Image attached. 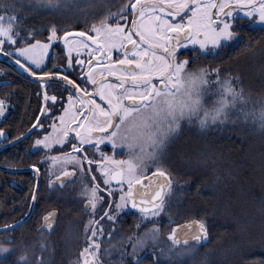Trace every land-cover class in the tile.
I'll return each mask as SVG.
<instances>
[{
  "label": "flooded vegetation",
  "instance_id": "flooded-vegetation-1",
  "mask_svg": "<svg viewBox=\"0 0 264 264\" xmlns=\"http://www.w3.org/2000/svg\"><path fill=\"white\" fill-rule=\"evenodd\" d=\"M118 3L64 30L0 31V264H194L203 250L170 237L193 220L178 221L163 167L187 117L172 110L203 57L255 50L264 0ZM156 173L159 203L133 192Z\"/></svg>",
  "mask_w": 264,
  "mask_h": 264
},
{
  "label": "trees",
  "instance_id": "trees-1",
  "mask_svg": "<svg viewBox=\"0 0 264 264\" xmlns=\"http://www.w3.org/2000/svg\"><path fill=\"white\" fill-rule=\"evenodd\" d=\"M120 1L0 0V14L20 33L64 30L115 14ZM254 41L253 51L202 58L197 105L163 149L178 221L209 231L194 264H264V34Z\"/></svg>",
  "mask_w": 264,
  "mask_h": 264
},
{
  "label": "water",
  "instance_id": "water-1",
  "mask_svg": "<svg viewBox=\"0 0 264 264\" xmlns=\"http://www.w3.org/2000/svg\"><path fill=\"white\" fill-rule=\"evenodd\" d=\"M138 9L136 10L137 12ZM6 62L12 65L11 61L7 60ZM169 186V177L165 173H156L136 185L133 192L136 194L142 192L143 196L141 198L153 199V201L159 203L163 199ZM11 227L13 226L4 227L0 231L8 230ZM170 237L177 243L183 244L195 243L206 245L210 241L208 229L205 223L199 219H193L177 225Z\"/></svg>",
  "mask_w": 264,
  "mask_h": 264
},
{
  "label": "rangeland",
  "instance_id": "rangeland-1",
  "mask_svg": "<svg viewBox=\"0 0 264 264\" xmlns=\"http://www.w3.org/2000/svg\"><path fill=\"white\" fill-rule=\"evenodd\" d=\"M9 19L11 20L12 18ZM9 19H7L4 15L0 14V31L8 32L13 29V24L10 23L12 21H10ZM183 80H184L182 81L183 83L185 82V80H189L188 85L184 86L183 97L182 95L180 96L176 108L172 110L173 115L178 113L177 115H175L178 117L188 116L189 113L193 109H195L197 105V101L199 99V94H198L199 88L202 86L201 84L204 81V77L202 74L196 73L190 76L189 75L183 76ZM191 94L193 96H191ZM235 97L237 96H234V98ZM170 117H174V116H170ZM163 119H165V117ZM181 120L182 119L178 118L177 123ZM255 180H258V176L255 177Z\"/></svg>",
  "mask_w": 264,
  "mask_h": 264
}]
</instances>
